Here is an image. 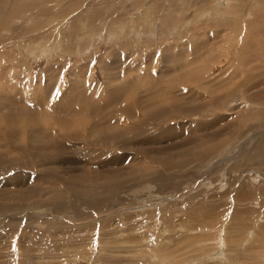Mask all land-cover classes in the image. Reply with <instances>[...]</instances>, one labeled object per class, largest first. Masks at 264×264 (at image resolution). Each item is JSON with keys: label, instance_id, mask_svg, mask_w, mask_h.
Instances as JSON below:
<instances>
[{"label": "rangeland", "instance_id": "obj_1", "mask_svg": "<svg viewBox=\"0 0 264 264\" xmlns=\"http://www.w3.org/2000/svg\"><path fill=\"white\" fill-rule=\"evenodd\" d=\"M0 264H264V0H0Z\"/></svg>", "mask_w": 264, "mask_h": 264}]
</instances>
